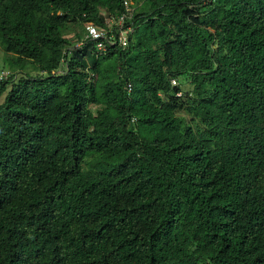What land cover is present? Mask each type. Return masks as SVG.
<instances>
[{"label":"trees","instance_id":"trees-1","mask_svg":"<svg viewBox=\"0 0 264 264\" xmlns=\"http://www.w3.org/2000/svg\"><path fill=\"white\" fill-rule=\"evenodd\" d=\"M132 1L0 0V264H264V0Z\"/></svg>","mask_w":264,"mask_h":264},{"label":"built area","instance_id":"built-area-1","mask_svg":"<svg viewBox=\"0 0 264 264\" xmlns=\"http://www.w3.org/2000/svg\"><path fill=\"white\" fill-rule=\"evenodd\" d=\"M123 11L118 17L105 16L104 25L85 24L83 41L76 44L77 48L86 43H93V47L98 55L107 53L110 48L126 49L129 45V35L132 32L130 20L134 14V3L132 0H121ZM8 76L3 70H0V81ZM173 85L175 81L171 82ZM127 92L131 91V85L128 84Z\"/></svg>","mask_w":264,"mask_h":264},{"label":"rangeland","instance_id":"rangeland-1","mask_svg":"<svg viewBox=\"0 0 264 264\" xmlns=\"http://www.w3.org/2000/svg\"><path fill=\"white\" fill-rule=\"evenodd\" d=\"M101 13L103 14V9H101ZM66 36L69 40L72 41V43L76 46L78 40V37H82V34L84 35V31H83V27L81 29V26H77L75 24H69L67 27V31H66ZM9 55H7L1 48H0V70L5 71L6 73H8L9 71H12L16 73V75H18V72H16L17 68H13V69H9L6 66L5 61L9 60ZM22 72H20L22 75H29V76H36L37 75V69L33 64H27L22 70H20ZM19 73V75H20ZM9 74V73H8ZM19 75L16 77L18 78ZM187 87V86H186ZM7 92L4 93L1 97H0V103L3 102L5 96H6Z\"/></svg>","mask_w":264,"mask_h":264}]
</instances>
